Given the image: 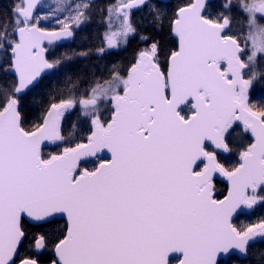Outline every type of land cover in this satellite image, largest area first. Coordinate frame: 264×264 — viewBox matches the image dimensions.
I'll list each match as a JSON object with an SVG mask.
<instances>
[{"label": "snow or ice", "instance_id": "snow-or-ice-1", "mask_svg": "<svg viewBox=\"0 0 264 264\" xmlns=\"http://www.w3.org/2000/svg\"><path fill=\"white\" fill-rule=\"evenodd\" d=\"M145 7L147 24L133 15ZM96 10L97 46L59 55L93 0H13L0 12V264L248 257L264 240V101L250 97L264 90V0ZM133 35L127 61L100 75L70 66Z\"/></svg>", "mask_w": 264, "mask_h": 264}, {"label": "trees", "instance_id": "trees-1", "mask_svg": "<svg viewBox=\"0 0 264 264\" xmlns=\"http://www.w3.org/2000/svg\"><path fill=\"white\" fill-rule=\"evenodd\" d=\"M13 0H0V12L4 15L10 14L11 4ZM18 2V0H17ZM78 0H69V3H76ZM111 0H93V11L91 22L87 25L82 26L76 31L75 39L71 40L65 44L59 45L55 50L51 52L52 55H59L62 52L67 51L69 54L73 50L79 51L81 49L95 48L99 43L100 34L105 30V24L102 22L106 13H101L97 11L100 6L105 3H110ZM178 0H171L168 3H163L166 6H174ZM216 3H219L220 0H216ZM44 3L51 4L54 6L55 0H44ZM147 13V8H141L134 12V18H142L144 23L151 19L150 16L145 15ZM143 27V25H142ZM148 30H151L149 25ZM86 37V38H85ZM139 41L135 35L130 37L129 43L126 47H122L120 50H111L102 58H98L95 55L91 56L87 60L79 59L71 62V67L76 70H82L86 75L91 74L93 71L96 75L102 74L106 69L107 65L112 61L123 60L127 61L131 55L133 49L138 45ZM63 85V75L56 77L55 79L49 82L50 88L61 87ZM250 97L253 102L264 101V90L257 89L250 93ZM67 130V127H66ZM57 149L53 146H49L45 149V152L56 151ZM232 162L235 161V157L230 158ZM91 165H89L90 167ZM217 190L220 192L224 191V187L221 184L216 185ZM248 215H242L239 219L244 220ZM254 218V217H253ZM264 253V241L252 244L249 249V256L244 259H238L236 256L229 257L226 261H221V264H234L235 261H239V264H246L247 261H251L252 264H260V261L256 257L261 256ZM175 260H172L171 264L175 263Z\"/></svg>", "mask_w": 264, "mask_h": 264}, {"label": "water", "instance_id": "water-1", "mask_svg": "<svg viewBox=\"0 0 264 264\" xmlns=\"http://www.w3.org/2000/svg\"><path fill=\"white\" fill-rule=\"evenodd\" d=\"M43 1H44V0H42V3H43ZM170 1H171V0H161V2H163V3H168V2H170ZM215 1H216V0H215ZM69 41H71V40H69ZM69 41H63V42H60V45H61V44H65V43H67V42H69ZM49 146H51V145H49ZM49 146H48V147H49ZM104 155H105V157H107V156H108V153H105ZM216 180H217V181H220V182H223V183L226 185V180H225L223 177L217 176ZM247 214H249V213H248V212H245V213H244V215H247ZM261 241H264V240H258V241L253 242L252 244H255V243H258V242H261ZM233 256H236L238 259H244V258H246V257H244V256H240L239 254H234ZM173 258H177V254H173ZM228 258H229V256H223V257H221V261H226ZM174 264H177V262L174 263Z\"/></svg>", "mask_w": 264, "mask_h": 264}, {"label": "flooded vegetation", "instance_id": "flooded-vegetation-1", "mask_svg": "<svg viewBox=\"0 0 264 264\" xmlns=\"http://www.w3.org/2000/svg\"><path fill=\"white\" fill-rule=\"evenodd\" d=\"M217 184H221V185L224 187V191H225V189H226V185H225L223 182H220V181H217V180H216V185H217Z\"/></svg>", "mask_w": 264, "mask_h": 264}, {"label": "rangeland", "instance_id": "rangeland-1", "mask_svg": "<svg viewBox=\"0 0 264 264\" xmlns=\"http://www.w3.org/2000/svg\"><path fill=\"white\" fill-rule=\"evenodd\" d=\"M43 3H44V1H43Z\"/></svg>", "mask_w": 264, "mask_h": 264}]
</instances>
